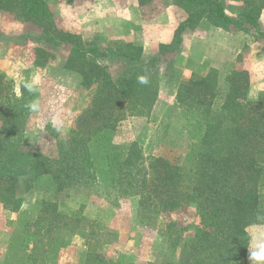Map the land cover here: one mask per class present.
I'll list each match as a JSON object with an SVG mask.
<instances>
[{
  "label": "trees",
  "instance_id": "trees-1",
  "mask_svg": "<svg viewBox=\"0 0 264 264\" xmlns=\"http://www.w3.org/2000/svg\"><path fill=\"white\" fill-rule=\"evenodd\" d=\"M138 2L146 6L153 0ZM171 4L180 7L186 17L177 27L171 44L159 49L161 54L176 51L182 43V33L201 21L225 31L250 34L254 30L255 35L264 38L258 23L262 5L246 2L235 17H230L223 0H171ZM0 11L42 27V33L50 32L56 21L45 0H0ZM57 36L56 41L37 39L57 48L78 47L76 51L82 50L83 55H110L129 65L116 78L107 76L91 90L88 106L63 140L56 141V155L52 158L31 151L22 138L31 111L27 88L21 83L17 94L12 82L0 71L3 209L19 212L25 205V199L15 188L22 178L29 184L28 191L35 182L48 183L53 197L65 188L80 186L102 187L121 192L125 197L137 196V217L148 224L195 205L200 223L184 251L185 264H246L249 246L246 229L264 226V92L256 99L248 97V72L230 70L220 81L219 72L210 70L206 76L184 84L177 103L201 121L197 144L179 164L154 156L145 159L137 143L124 148L112 143L118 123L131 114L148 111L156 98L154 82L149 79V62H145L141 49L126 44L100 53L94 46L82 49L78 35L59 31ZM35 52V65L40 66L38 56L45 51L39 48ZM89 69L80 71L85 83L90 80V72L101 71L99 65H91ZM67 196L64 195L65 199ZM40 204L43 210L51 209L53 215H59L57 200H41ZM74 218L77 227L70 228V232L83 231L85 243L105 236V228L100 224L87 221L80 214ZM87 253L104 260L101 250L87 249Z\"/></svg>",
  "mask_w": 264,
  "mask_h": 264
},
{
  "label": "rangeland",
  "instance_id": "rangeland-1",
  "mask_svg": "<svg viewBox=\"0 0 264 264\" xmlns=\"http://www.w3.org/2000/svg\"><path fill=\"white\" fill-rule=\"evenodd\" d=\"M223 1L225 11L230 17H235V14L244 8V3L249 1L257 6H264V0ZM169 4L171 0H153L146 6L145 11L153 15ZM0 15L4 21H7L9 29L15 33L13 42L22 40L17 36L18 33L29 34L37 42L36 50L44 49L45 52L38 56L43 69L61 68L64 65H70L79 72H82V69L90 71L91 65H99L101 69L98 74L90 72V80L86 83L82 77L81 85L77 88L68 89L67 92L61 91L59 96L64 95V102L55 98L59 87L55 88L53 96L50 95L49 98L47 116L40 115L39 110L34 108L31 100L35 98L37 91L36 88L25 86L24 82L30 77V71L23 72V85L27 88L25 91L31 111L25 121L22 138L28 142L31 151H38L52 158L56 155V141L63 140L68 130L74 126L77 117L88 106L91 90L103 83L107 76L116 78L129 64L125 65L110 55L106 57L83 55L82 50L76 51L78 47L73 48L70 45L57 48L37 39L44 37L56 41L59 38L57 36L59 31L63 32L62 21H55V25L49 28L51 33H42V27L24 22L13 13L0 11ZM208 24L206 21H201L194 28H187L181 35L182 39L185 34L190 35V38L192 35L204 36L202 33L208 29ZM93 38L80 37L79 44L82 49L94 46L101 50L100 53H104L105 48L114 50L120 45L112 44L114 40H111L110 36L97 37L96 43L93 42ZM229 38L233 44L244 46L235 61L217 70L211 69L209 62L199 54L191 55L187 40L184 41L186 44L183 47L179 46L178 51L166 52L165 55L156 53L146 56L145 62H149L150 66L149 79L154 82L156 90L155 101L148 111L131 114L118 123L112 138L113 145L124 148L131 143H137L145 159L154 156L178 164L185 161L198 142L201 121L193 112L186 111L177 103V95L182 86L193 78L206 76L210 70L219 72L221 81L230 70H246L249 65H255L257 68L264 66V38L255 35L254 30L250 34L241 32L237 37ZM254 42L258 43V46H252ZM12 84L16 93L20 94L21 84L18 82ZM261 92H264V84L253 88V94L248 92V97L256 99ZM48 116L53 117L54 121ZM28 185L24 178L17 180L15 184L18 195L21 194L20 196L25 199V205L19 212L0 210V234L2 231L6 235L2 257L0 238V264H62L61 260L67 261V264L68 261L75 260H78L79 264H185L184 251L200 223L195 205L165 214L157 222L148 224L147 221H141L137 217V196L125 197L121 192L106 191L102 187L89 189L80 186L75 189L65 188V191L61 190L57 197H53L48 183L35 182L30 191L26 190L29 189ZM65 194L68 195L66 199ZM51 199L57 200L59 215H53L51 209L43 210L41 207V200ZM79 214L87 221L103 226L105 236L99 241L90 239L87 244L83 231L70 232V228L77 227L74 216ZM167 223L171 225L168 226ZM249 232L252 237L259 236L256 230ZM119 237L128 239L124 244L126 248L118 254L109 250L105 252L104 249L119 244ZM72 247H74L72 254L65 253V249ZM87 249L91 252L101 250L104 260L95 259L87 253ZM147 253L150 257L149 261H138L143 255V258L147 256ZM246 258L247 253L245 260Z\"/></svg>",
  "mask_w": 264,
  "mask_h": 264
},
{
  "label": "crops",
  "instance_id": "crops-1",
  "mask_svg": "<svg viewBox=\"0 0 264 264\" xmlns=\"http://www.w3.org/2000/svg\"><path fill=\"white\" fill-rule=\"evenodd\" d=\"M45 2L54 14L56 21H62L63 32L76 34L83 38L92 36L94 43H96L97 37L110 36L111 40H114L112 44H120L121 46L131 44L140 48L143 58L159 53L162 46L170 45L177 27L186 17L180 7L172 4L153 15H149L145 11L147 5L140 6L138 0H45ZM0 17V71L7 80L15 84L17 82L18 84L23 83V72L30 71V77L24 84L31 89L36 88L37 94L31 101L34 108L39 110L40 115L47 116L48 106H50L49 98L50 95L53 96L54 89L59 87L55 93V98L57 101L64 102V95L59 96V93L61 91L67 92L68 89L72 90L81 85V73L70 65L49 70L43 69L42 66H36L35 51L38 45L35 39L29 34L18 33L17 36H20L22 40L17 43L13 42L15 33L9 29L8 23L2 19V15ZM258 23L261 31L264 32V6L260 12ZM202 34L204 36L192 35L191 38L190 35L185 34L181 47L186 44L184 41L187 40L189 53L191 55L192 53L199 54L200 57L209 62L211 69L217 70L223 65L235 61L241 51L240 49L244 46L233 44L229 38L237 37L241 32L225 31L208 24V29ZM252 44V46H258V43L255 42ZM105 51L109 52L111 49L105 48ZM263 67L257 68L255 65H249L245 68L249 73V92L251 94H253V88L264 84ZM48 117L54 121L53 117ZM0 210L3 211L2 205ZM250 230H256L259 236L252 237ZM247 233L249 234V246L245 262L246 264H256L255 261L250 263V252L254 250V239L264 240V226H249ZM0 238L2 257L6 238L2 231ZM127 240V238L119 237V244L104 250L118 254L119 251L126 248L124 244L127 243ZM73 249L74 247L65 249V253L72 254ZM75 249L79 250L78 247ZM142 258L138 261L147 262L150 260L148 253ZM61 262L67 264V261L61 260ZM68 262V264H79L78 260Z\"/></svg>",
  "mask_w": 264,
  "mask_h": 264
},
{
  "label": "clouds",
  "instance_id": "clouds-1",
  "mask_svg": "<svg viewBox=\"0 0 264 264\" xmlns=\"http://www.w3.org/2000/svg\"><path fill=\"white\" fill-rule=\"evenodd\" d=\"M141 82H145L144 78H140ZM254 250L250 252V261H255L256 264H264V240L253 241Z\"/></svg>",
  "mask_w": 264,
  "mask_h": 264
}]
</instances>
